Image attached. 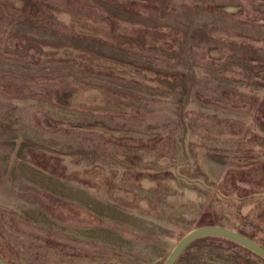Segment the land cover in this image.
Segmentation results:
<instances>
[{
  "label": "rangeland",
  "instance_id": "374dc122",
  "mask_svg": "<svg viewBox=\"0 0 264 264\" xmlns=\"http://www.w3.org/2000/svg\"><path fill=\"white\" fill-rule=\"evenodd\" d=\"M259 163L264 0H0L9 264H164Z\"/></svg>",
  "mask_w": 264,
  "mask_h": 264
},
{
  "label": "trees",
  "instance_id": "16d2710c",
  "mask_svg": "<svg viewBox=\"0 0 264 264\" xmlns=\"http://www.w3.org/2000/svg\"><path fill=\"white\" fill-rule=\"evenodd\" d=\"M251 165L254 167V172L262 170L261 183L257 184L259 190L255 193H251L254 198L258 195L264 194V163ZM257 177H259V175H257ZM222 194L224 195L221 199H226L232 197L233 192ZM243 199L245 200L249 198L242 196L241 200ZM234 202L240 205H237V208H230L235 204ZM252 202H254L253 199L245 200L243 202L233 201L232 199L218 202L216 199L211 203L210 209L204 214L202 227L208 225L228 227L252 238V240L264 246V229L260 228V225H264V201L259 205H256L255 211L252 210L246 215H244L241 210L244 205H248ZM219 207L222 209L221 212L217 210ZM254 223H257V226H255ZM192 248H196V253L192 257L193 264H264V259L253 253L251 250L234 243V241L217 236H210L200 240L198 239L192 243L187 250L189 251ZM187 250L185 251L186 253L188 252ZM185 252L183 255L186 254ZM183 255L179 257L176 263L182 260Z\"/></svg>",
  "mask_w": 264,
  "mask_h": 264
},
{
  "label": "water",
  "instance_id": "95a60500",
  "mask_svg": "<svg viewBox=\"0 0 264 264\" xmlns=\"http://www.w3.org/2000/svg\"><path fill=\"white\" fill-rule=\"evenodd\" d=\"M217 236L220 238L228 239L234 241V243L239 244L253 253L261 256L264 259V246L252 240V238L245 236L234 229L228 227H222L217 225H208L203 227H197L188 233L185 237L181 238L178 244L175 246L170 255H168L164 264H176L179 257L184 254L188 247L194 243L196 240L202 238ZM0 264H9L5 258L0 254Z\"/></svg>",
  "mask_w": 264,
  "mask_h": 264
}]
</instances>
